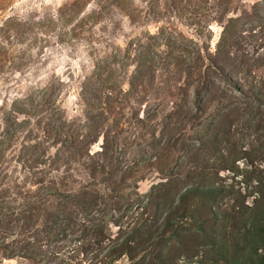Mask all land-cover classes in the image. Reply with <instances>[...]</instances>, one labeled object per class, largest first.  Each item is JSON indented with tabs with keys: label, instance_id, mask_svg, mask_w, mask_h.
Masks as SVG:
<instances>
[{
	"label": "trees",
	"instance_id": "1",
	"mask_svg": "<svg viewBox=\"0 0 264 264\" xmlns=\"http://www.w3.org/2000/svg\"><path fill=\"white\" fill-rule=\"evenodd\" d=\"M215 1L224 7L229 0ZM252 10L225 21L206 65L183 64L186 81L170 95L156 138L132 144L104 131L91 153L85 149L98 140L100 119L89 123L83 136L65 132L64 158L54 164L82 167L88 182L78 190H65L64 177L38 170L37 157L27 160L28 176L20 179L29 180L33 190L0 169V260L46 264L40 248L68 238L89 257L86 264H114L122 257L128 264H264V77L254 75L264 70V54H257L264 45V6ZM253 18L263 25L252 26ZM149 61H137L132 80L150 71ZM213 78L223 82L221 89L214 88ZM191 89L193 110L186 100ZM134 120L139 124L144 117ZM5 126L2 138L7 139L15 130ZM131 151L136 154L128 158ZM240 160L248 167L243 172L236 164ZM151 164L159 181L139 195L129 185L136 184L139 167ZM220 172L239 175L244 192L219 183ZM131 210L138 213L123 228L121 220ZM111 214L113 237L105 220Z\"/></svg>",
	"mask_w": 264,
	"mask_h": 264
},
{
	"label": "rangeland",
	"instance_id": "2",
	"mask_svg": "<svg viewBox=\"0 0 264 264\" xmlns=\"http://www.w3.org/2000/svg\"><path fill=\"white\" fill-rule=\"evenodd\" d=\"M254 5L264 6V0H229L224 7L215 0H0V169L11 179L24 175V180L27 160L37 157L42 162L38 170L47 171L50 178L64 177L65 190H78L88 182L82 167L72 162L54 164L64 158L65 132L76 130L83 136L88 124L100 119L97 138L104 131L117 132L118 138H128L132 144L156 138L171 107L170 95L186 81L183 64L186 68L193 60L198 66L206 65V55L216 49L225 21L250 13ZM250 20L244 29L249 23L263 25ZM257 54H264V45ZM148 57L152 61L145 66L150 71L137 82L132 80L138 62ZM254 75L264 77V70ZM212 82L214 88L223 87L217 79ZM186 100L193 110L192 89ZM136 117L144 120L136 124ZM6 124L15 130L8 140L2 138ZM189 132L185 127V136ZM100 142L98 138L85 150L97 151ZM244 142L246 148L249 140ZM135 154L131 151L128 158ZM236 164L241 172L248 169L243 160ZM218 176L219 183L244 192L239 175L220 172ZM159 178L152 164L145 165L137 169L136 184L129 187L143 195ZM23 180L18 183L34 189L29 180ZM131 212L121 220L123 228L138 213ZM114 217L105 219L110 237L116 227L108 220ZM74 243L66 238L40 248L45 256L41 260L86 264L89 257L77 251ZM55 250L51 259L49 254ZM0 264L32 263L14 258ZM114 264L128 261L122 257Z\"/></svg>",
	"mask_w": 264,
	"mask_h": 264
}]
</instances>
